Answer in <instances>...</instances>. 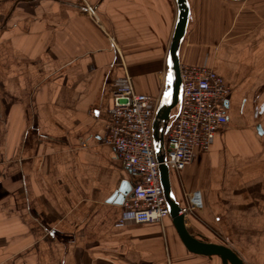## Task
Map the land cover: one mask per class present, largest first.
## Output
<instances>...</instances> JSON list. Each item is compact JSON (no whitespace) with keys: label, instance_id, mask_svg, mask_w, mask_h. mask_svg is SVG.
<instances>
[{"label":"crops","instance_id":"0c3cea01","mask_svg":"<svg viewBox=\"0 0 264 264\" xmlns=\"http://www.w3.org/2000/svg\"><path fill=\"white\" fill-rule=\"evenodd\" d=\"M180 65L230 88L207 151L170 171L195 233L264 264V0H188ZM175 0H0V264H221L170 217L115 224L137 174L101 142L117 79L158 103Z\"/></svg>","mask_w":264,"mask_h":264},{"label":"built area","instance_id":"2783aa9c","mask_svg":"<svg viewBox=\"0 0 264 264\" xmlns=\"http://www.w3.org/2000/svg\"><path fill=\"white\" fill-rule=\"evenodd\" d=\"M181 97L165 135V164L179 172L207 151L215 133L226 123L225 102L230 88L207 64L180 65ZM157 103L151 96L136 92L131 76L124 71L115 82L109 118L101 142L113 147L122 165L137 174L132 196L122 204V216L115 224L161 222L169 217L159 176V163L152 141V120ZM180 205L184 217L202 209L201 192L185 194Z\"/></svg>","mask_w":264,"mask_h":264},{"label":"water","instance_id":"95a60500","mask_svg":"<svg viewBox=\"0 0 264 264\" xmlns=\"http://www.w3.org/2000/svg\"><path fill=\"white\" fill-rule=\"evenodd\" d=\"M177 5V17L167 55L166 89L157 103L154 118L152 120V141L155 157L159 163V176L163 194L169 208V217L186 249L194 254L206 257L217 256L221 264H245L241 256L232 248L210 241L206 237L198 235L186 225L185 217L180 214V204L176 200L171 189L170 170L165 162V135L172 112L177 107L181 97V76L179 50L185 36L190 7L188 0H175ZM171 75V82H169ZM132 184H125L121 189L124 196H132Z\"/></svg>","mask_w":264,"mask_h":264},{"label":"snow or ice","instance_id":"6c2138e0","mask_svg":"<svg viewBox=\"0 0 264 264\" xmlns=\"http://www.w3.org/2000/svg\"><path fill=\"white\" fill-rule=\"evenodd\" d=\"M169 82H171V75H169Z\"/></svg>","mask_w":264,"mask_h":264}]
</instances>
